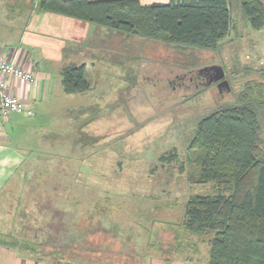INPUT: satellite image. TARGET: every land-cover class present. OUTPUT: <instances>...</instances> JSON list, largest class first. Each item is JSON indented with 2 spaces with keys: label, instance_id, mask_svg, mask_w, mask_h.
<instances>
[{
  "label": "rangeland",
  "instance_id": "obj_1",
  "mask_svg": "<svg viewBox=\"0 0 264 264\" xmlns=\"http://www.w3.org/2000/svg\"><path fill=\"white\" fill-rule=\"evenodd\" d=\"M241 1L229 0L232 27L215 49L179 51L122 33L105 38L107 52L119 46V62L101 64L94 91L63 102L54 94L36 117L17 119L23 124L11 141L33 146L25 150V166L34 168L21 169L30 175L24 189L40 174L55 171L54 163L69 162L57 186L73 196L47 195L49 185L42 181L35 182L37 194L0 196V237L30 244L34 251L22 253L38 258L85 262H118L121 253L132 252L167 255L178 246L181 252H206L209 236L192 235L182 226L190 196L216 193L213 183L198 181L201 158L189 143L204 115L264 88V29L250 27ZM210 66L223 69L230 91L219 92L215 85L184 89L176 79ZM59 103L98 106L68 117ZM13 116L20 118L6 119ZM258 118L264 148V109ZM78 133L87 137H78L83 144L89 141L87 148L78 142L67 147L66 140Z\"/></svg>",
  "mask_w": 264,
  "mask_h": 264
},
{
  "label": "trees",
  "instance_id": "obj_2",
  "mask_svg": "<svg viewBox=\"0 0 264 264\" xmlns=\"http://www.w3.org/2000/svg\"><path fill=\"white\" fill-rule=\"evenodd\" d=\"M241 6L250 27L264 29L263 1L242 0ZM38 8L169 43L179 51L215 49L232 27L229 0H170L147 6L139 0H39ZM60 73L65 94L90 89L85 65H67ZM262 89L260 85L258 91L244 92L237 104H222L204 115L188 146L201 158L198 181L213 183L216 189L213 195L190 196L182 222L190 234L209 236V264H264V148L258 118L264 109ZM0 239L7 248L34 251L26 242ZM179 247L166 254L181 252Z\"/></svg>",
  "mask_w": 264,
  "mask_h": 264
},
{
  "label": "crops",
  "instance_id": "obj_3",
  "mask_svg": "<svg viewBox=\"0 0 264 264\" xmlns=\"http://www.w3.org/2000/svg\"><path fill=\"white\" fill-rule=\"evenodd\" d=\"M38 1L0 0V58L33 72L35 76L33 85L14 83L12 90L27 109L33 110L35 117L40 108L43 109L45 105L49 104V98L54 94L58 97V100L56 98L57 101L63 102V100L73 101L77 97L94 91L93 85L96 82L95 78L98 76V71L102 67L101 64L106 62L118 64L119 62L117 58L119 46L114 45L107 52L106 44L103 43L105 38L122 37L121 33L117 34L116 31L105 27L40 10ZM169 1L139 0L142 6L153 3H168ZM127 37L129 36L126 35L125 38ZM72 64L85 65L90 89L83 93L67 95L62 89L60 72L63 67ZM91 105L80 104L72 108L69 103L68 105L65 104L64 107L60 104L62 107L61 114L65 113L68 117L74 114L82 116L92 111ZM52 106L54 108L55 105ZM16 114L20 118L13 116L6 119L0 114V196L6 195V197L16 198L17 196H24L26 191L37 194L35 191L36 183L41 181L45 182L46 186L49 185L47 195L73 196L70 191L59 192L57 186L59 185L58 182L64 180L68 174L69 162L54 163L52 167L55 171L45 175L40 174L28 189H24L30 175H25L23 170H28L32 166L30 165L29 168L25 166L27 165L25 150H31L30 148L33 146L13 144L11 135L18 130L20 131L23 124L17 119H28L30 116L26 113H13V115ZM89 122L90 120L88 125H90ZM78 137L82 138V134L78 133L77 138L71 142L66 140L67 147L71 144L76 146V142H78L81 149L87 148L89 141L83 144L78 141ZM95 143L96 140L94 139L93 144ZM22 168L23 170H21ZM52 182L57 183L52 186ZM55 191L60 194L54 195ZM39 192L43 193V189L40 188ZM208 252L209 247L204 253L197 250L190 253L185 250L170 257L150 251L145 253L132 252L121 253L123 256L118 259V262H85L75 257L38 258L32 254L7 248L0 243V264H209Z\"/></svg>",
  "mask_w": 264,
  "mask_h": 264
},
{
  "label": "built area",
  "instance_id": "obj_4",
  "mask_svg": "<svg viewBox=\"0 0 264 264\" xmlns=\"http://www.w3.org/2000/svg\"><path fill=\"white\" fill-rule=\"evenodd\" d=\"M14 83L33 85L35 76L29 69L0 58V114L6 118L13 113H26L34 116L33 110L25 107L12 90Z\"/></svg>",
  "mask_w": 264,
  "mask_h": 264
},
{
  "label": "water",
  "instance_id": "obj_5",
  "mask_svg": "<svg viewBox=\"0 0 264 264\" xmlns=\"http://www.w3.org/2000/svg\"><path fill=\"white\" fill-rule=\"evenodd\" d=\"M199 76H203L206 80L205 87L216 83V88L222 92V90L230 91L229 84L225 80V73L220 66H210L198 69L195 72Z\"/></svg>",
  "mask_w": 264,
  "mask_h": 264
},
{
  "label": "flooded vegetation",
  "instance_id": "obj_6",
  "mask_svg": "<svg viewBox=\"0 0 264 264\" xmlns=\"http://www.w3.org/2000/svg\"><path fill=\"white\" fill-rule=\"evenodd\" d=\"M176 79L181 81V85L184 89H198L201 86H205L206 83V80L203 78V76H199L196 73H187L183 74L182 76H176ZM213 85L216 86V83Z\"/></svg>",
  "mask_w": 264,
  "mask_h": 264
}]
</instances>
